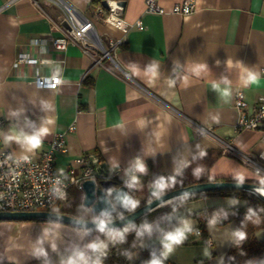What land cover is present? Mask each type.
Here are the masks:
<instances>
[{
    "label": "crops",
    "instance_id": "1",
    "mask_svg": "<svg viewBox=\"0 0 264 264\" xmlns=\"http://www.w3.org/2000/svg\"><path fill=\"white\" fill-rule=\"evenodd\" d=\"M63 1L86 17L102 1L123 3L121 18L130 28L124 33L94 22L104 48L109 41H122L111 59L92 49L84 54L74 45L56 52L52 41L59 31L53 25L64 14L58 4L0 0V141L5 149L16 156L38 157L55 134H62L66 150L54 158L59 173L79 172L75 160L96 155L104 170H135L138 181L173 175L187 185H264L252 168L221 155L214 139L197 128L210 129L264 168V120L258 130L236 132L239 113L233 104L240 90L245 112L251 114L264 96V0H195L196 8L188 15L169 12L182 0H155L167 11L163 15L145 13V0ZM138 20L142 30L134 26ZM20 56L42 62L13 67ZM52 76L60 77L56 89L35 86L36 77ZM32 139L39 144L33 145ZM82 197L83 191L70 189L64 210L72 214L67 215L97 219L82 207ZM245 204L226 196L179 202L165 214L160 234L145 238L129 259L138 264H162V259L171 264H223L237 234L236 222H206L200 230L193 215ZM188 231L186 245L170 239ZM254 236L264 240V228ZM85 238V230L60 223L0 221V264H40L76 256ZM104 246L99 237L93 239L92 256Z\"/></svg>",
    "mask_w": 264,
    "mask_h": 264
},
{
    "label": "built area",
    "instance_id": "2",
    "mask_svg": "<svg viewBox=\"0 0 264 264\" xmlns=\"http://www.w3.org/2000/svg\"><path fill=\"white\" fill-rule=\"evenodd\" d=\"M63 10V18L53 26L59 35L53 39L52 47L56 52H63L69 45L78 47L82 53L89 55V50L100 51L103 57L111 59L114 52L122 43L121 40L109 41L108 48H104L96 36L94 22L100 21L111 25L126 33L129 25L121 18L122 7L116 2H107V8L96 5L89 17L79 13L67 3L59 0H52ZM145 13L163 15L167 11L160 7L155 0H145ZM196 8L195 0H182L175 4L170 13L188 15ZM134 26L142 30L140 20ZM42 62V61H40ZM39 60L29 56H20L13 67L18 65H36ZM264 74V70H262ZM34 84L38 88L56 89L60 84L59 76L36 77ZM233 104L238 111V119L235 124V131L258 130L264 120V96L258 98L257 106L251 114H247V104L243 93L238 90L234 94ZM4 119L0 115V130ZM201 135L214 139L219 152L223 156L233 157L242 161L253 172L264 177V168L256 164L250 158L238 153L231 145L216 138L212 131L207 128L197 127ZM65 142L62 134H55L48 144V147L40 156L30 155L16 156L5 149L0 141V211L9 212H34L51 211L55 212L59 206L68 200L71 188L83 191V182L93 180L97 183L100 180H112L118 185L126 186L129 191L140 181L136 179L135 170L124 173L122 168L112 171L103 169L101 159L96 155H88L75 160L80 165V171L73 169L65 173H59L55 167V154L64 152ZM200 232L197 231V234Z\"/></svg>",
    "mask_w": 264,
    "mask_h": 264
},
{
    "label": "trees",
    "instance_id": "3",
    "mask_svg": "<svg viewBox=\"0 0 264 264\" xmlns=\"http://www.w3.org/2000/svg\"><path fill=\"white\" fill-rule=\"evenodd\" d=\"M95 2H93L94 4ZM96 3H100L97 1ZM255 184H260L254 182ZM140 186H144L146 193L150 187H155L158 190V195L187 185L180 180L179 177L173 175H153L151 177H141ZM209 196H226L242 199L246 202L241 209L219 208L208 211L206 216L205 211L197 212L193 215L197 219L198 229L205 230L206 222H212L218 226H223L231 221H235L237 225V234L231 244L223 264H242L244 260L255 259L256 264H264V240L258 241L254 232L264 228V202L257 196L240 190H219L207 192L204 194H195L180 198L178 201L172 202L165 207L156 209L155 211L146 214L131 224L125 225L117 229H107L101 231H86L85 245L88 260L86 264H138L129 259V255L137 250L141 242L151 236L160 234V227L165 222L164 216L177 203L198 199ZM148 194L143 201H134L131 211L151 200ZM217 214H214V212ZM61 213L72 214L70 211H65L64 208L59 210ZM121 213L116 214L103 220H113L121 216ZM188 232L178 234L180 237L178 244L186 245L190 242L186 239ZM96 237H99L105 242L103 250L96 256L91 254V242ZM150 252L147 253V255ZM8 264V263H1ZM162 264H171L162 259Z\"/></svg>",
    "mask_w": 264,
    "mask_h": 264
},
{
    "label": "water",
    "instance_id": "4",
    "mask_svg": "<svg viewBox=\"0 0 264 264\" xmlns=\"http://www.w3.org/2000/svg\"><path fill=\"white\" fill-rule=\"evenodd\" d=\"M59 1L65 3L63 0ZM101 4L104 8H107L106 1H102ZM118 5L123 6V3H118ZM82 188V207L88 209L89 213L95 215L97 219H82L51 211H0V221H48L85 231H101L121 228L155 211L163 205L182 197L195 194H204L219 190H240L251 193L264 202V195L259 191H264L263 184L233 181H207L175 188L159 195L157 188L150 187L147 194L149 197H152V199L131 211L134 197L124 185H118L117 182L112 180H100L97 183L93 180H87L83 182ZM118 213L122 215L117 219L103 220L104 218L115 216Z\"/></svg>",
    "mask_w": 264,
    "mask_h": 264
},
{
    "label": "rangeland",
    "instance_id": "5",
    "mask_svg": "<svg viewBox=\"0 0 264 264\" xmlns=\"http://www.w3.org/2000/svg\"><path fill=\"white\" fill-rule=\"evenodd\" d=\"M264 180V177H262ZM135 196V201H143L146 198V189L144 186L140 185H135L131 189ZM148 192V191H147ZM75 194H77L76 191H74ZM80 195V194H79ZM67 204H69V201L67 203H63L61 206L58 207L60 208H67ZM87 246L84 245L82 249L78 250L75 254H68L67 256H62L60 258L52 259L50 261L40 263V264H86L88 260V254L86 252ZM92 254V252H91Z\"/></svg>",
    "mask_w": 264,
    "mask_h": 264
},
{
    "label": "clouds",
    "instance_id": "6",
    "mask_svg": "<svg viewBox=\"0 0 264 264\" xmlns=\"http://www.w3.org/2000/svg\"><path fill=\"white\" fill-rule=\"evenodd\" d=\"M254 83H258V82L254 81ZM31 143L33 145H38L39 141H38V139H32ZM170 239L173 240V241H179L180 237L179 236H173V237H170Z\"/></svg>",
    "mask_w": 264,
    "mask_h": 264
},
{
    "label": "bare ground",
    "instance_id": "7",
    "mask_svg": "<svg viewBox=\"0 0 264 264\" xmlns=\"http://www.w3.org/2000/svg\"><path fill=\"white\" fill-rule=\"evenodd\" d=\"M259 191H260V193H261V194H263V195H264V191H262V190H259Z\"/></svg>",
    "mask_w": 264,
    "mask_h": 264
},
{
    "label": "flooded vegetation",
    "instance_id": "8",
    "mask_svg": "<svg viewBox=\"0 0 264 264\" xmlns=\"http://www.w3.org/2000/svg\"><path fill=\"white\" fill-rule=\"evenodd\" d=\"M133 197H134V195H133ZM135 200V199H134Z\"/></svg>",
    "mask_w": 264,
    "mask_h": 264
}]
</instances>
